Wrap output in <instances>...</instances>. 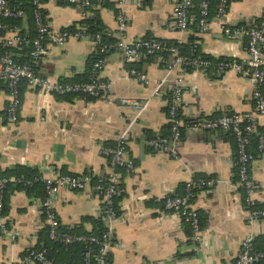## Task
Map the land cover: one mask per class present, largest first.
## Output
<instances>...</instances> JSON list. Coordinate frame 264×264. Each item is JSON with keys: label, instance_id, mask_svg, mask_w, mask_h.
Masks as SVG:
<instances>
[{"label": "crops", "instance_id": "1", "mask_svg": "<svg viewBox=\"0 0 264 264\" xmlns=\"http://www.w3.org/2000/svg\"><path fill=\"white\" fill-rule=\"evenodd\" d=\"M125 6L128 39L192 41L199 54L214 60L229 57L244 64L247 58L245 37L227 36L215 26L205 33H198L194 26L179 33L174 27V0H147L141 6L127 0ZM81 8L57 0L43 1L52 30L76 28L86 18L96 17L105 33L116 39L113 0L95 3L84 12ZM263 16L264 0H234L229 5L234 28L254 27ZM23 29H28V24L24 23ZM95 52L90 38L70 37L60 47L49 46L36 68L52 80L70 81L86 71ZM168 60V55L158 54L125 62L119 53H107L97 79L108 89L96 98L43 95L24 85L16 123L6 117L8 94L0 88V171L25 165L35 169L40 180L54 174L84 173L104 180L111 167L100 149L114 145L118 133L131 123L126 155L134 167L128 173L120 171L116 241L108 264H233L245 237H252L253 251H264V218L250 219L235 173L233 140L224 131L192 129L189 122L224 113L253 112L254 85L247 76L230 69L216 72L187 67H176L157 84L166 76ZM131 65L146 74L147 85L129 75ZM177 75L183 83V133L179 155L173 158L154 148L151 140L168 133L167 101ZM124 99L146 102V107L136 118L134 107ZM256 119L264 129V113ZM251 176L256 184V205L264 209V152L252 161ZM195 178L210 182L195 186L192 196L201 225L199 242H193L189 225L178 213L164 208L165 197L184 193L186 183ZM38 186L10 192L4 213L7 232L0 233V264H19L46 227L42 210L45 194L41 196ZM53 197L63 227L80 226L90 232L94 220L102 219L98 193L61 188ZM85 217L88 219L82 221Z\"/></svg>", "mask_w": 264, "mask_h": 264}, {"label": "built area", "instance_id": "2", "mask_svg": "<svg viewBox=\"0 0 264 264\" xmlns=\"http://www.w3.org/2000/svg\"><path fill=\"white\" fill-rule=\"evenodd\" d=\"M19 0H0V84L5 85L8 101L5 107L7 119L16 123L18 110L21 105V84L40 91L43 95H89L99 97L104 95L108 85L97 79V73L102 68L103 56L110 52H117L123 56L125 62H133L137 59L167 54L166 76L159 80L160 84L176 67L190 69L213 68L216 72L233 70L245 75L253 83V112L242 115L239 113H224L204 119L189 122L192 129L200 131H229L233 134L237 145V176L242 188L243 201L248 208L250 219L264 218V209L256 205L254 194L256 184L251 176V163L253 156L245 149L246 135L255 131L258 137V150L264 149V129L257 130V115L264 113V16L254 27L234 28L230 25L229 5L234 0H174L173 14L174 27L179 33L185 32L190 26H194L198 33H205L214 26L227 36H242L246 38L247 58L244 64L236 60L212 59L201 57L196 53V46L192 45L190 55H184L176 45H169L163 41L149 38L128 39L126 28L129 16L125 3L127 0H113L116 6L115 20L117 23V36L113 42L102 40L101 34H91L84 25L75 30H52L47 22L43 10L44 0H27L31 4L30 15L34 35L28 39L19 34L17 27L9 28L7 19H22L29 12L20 6L13 4ZM67 5L90 9L95 3L106 0H57ZM141 6L147 0H135ZM196 11L193 12V7ZM90 38L96 45V52L101 56L92 64L91 72L95 75L89 81H56L41 74L36 65L45 57L49 46L60 47L68 38ZM179 43L182 41L178 40ZM30 44L29 59L17 61L12 54L1 51L3 46H17ZM129 75L137 78L144 84L149 83L146 74L136 68L127 69ZM171 91L167 101L168 134L157 135L151 140L154 148L177 158L182 139V118L180 102L182 95V78L177 75L173 79ZM124 102L135 109L136 118L146 107V102H137L124 99ZM131 123L121 130L112 146L101 147V153L109 160L110 172L104 180L93 178L89 173L81 175L54 174L42 178L45 196L42 201V210L46 221L47 235L52 241H58L65 245L77 241L96 243L95 251L88 249L83 256V264H108V254L115 244V222L118 219L115 198L122 192L120 185V171L130 172L134 165L126 155V145L129 138ZM14 177L0 178V232H7L4 222V190L8 182H16ZM104 181V182H102ZM28 183V182H27ZM210 183L205 179L191 180L186 183L184 193L169 195L164 199V208L178 213L189 225L191 239L199 242L202 239L201 225L198 212L192 204L193 188L195 185ZM67 188L75 191L91 190L101 195L103 203L102 222L103 229L99 236L77 235L61 229V222L53 206V196L61 189ZM264 260V251H252V237H245L240 244L233 264H255ZM54 264L47 255L46 249H29L19 260V264Z\"/></svg>", "mask_w": 264, "mask_h": 264}, {"label": "trees", "instance_id": "3", "mask_svg": "<svg viewBox=\"0 0 264 264\" xmlns=\"http://www.w3.org/2000/svg\"><path fill=\"white\" fill-rule=\"evenodd\" d=\"M13 4L25 8L29 12V14L27 17L22 18V19H19V18L18 19H7L6 23L8 24V27L11 29L14 27H17L19 29L20 35H24L28 39H31L34 35L32 18L30 15L31 4L27 0L15 1V2H13ZM195 8L196 7L194 6L193 12L196 11ZM24 23L28 24V29H23ZM82 25L87 27L88 31L91 34H94V33L101 34L102 40L105 42H113L115 40L111 36H108L105 33L103 27L101 26L99 20L96 17L86 18L83 21V23H81L79 26H82ZM76 28L75 27H68L65 29L75 30ZM163 42H165L169 45H176L179 48L180 52L183 53L184 55H190L191 48H193L192 41H188L187 43H179L177 41H165V40H163ZM1 51L4 53L12 54L13 57L17 61H24V60L29 59L31 46H30V44L17 45V46H3L1 48ZM196 53L198 55H200L201 57L212 59L211 57H209L207 55L199 54L198 49L196 50ZM165 55H167V54H165ZM100 56L101 55L99 53L95 52V56L91 57L89 62H88V67H87L86 71L80 75L75 76L70 81H89L91 78H94L95 75L91 72V67H92L93 62ZM148 57H151V56H148ZM148 57H143L141 59L148 58ZM223 59L232 60L229 57L223 58ZM212 60L215 61L214 59H212ZM131 67L136 68L138 70L140 69V67H136L134 65L133 66L131 65ZM23 86H24V84H21L20 90L23 89ZM0 88H6V87H5V85L0 84ZM78 95H83V94H78ZM84 96H89V95H84ZM89 97L96 98L93 96H89ZM213 116H216V115H213ZM168 128H169V126H168ZM258 129H262V128L258 126L257 130ZM225 136L232 139L234 142V145H235V152H236L235 173L237 176V145H236V141H235L233 134L229 131L225 132ZM246 141L247 142L245 144V149L248 153H250L253 156V159H255L257 157V155H259L260 153L264 152V149H263V151L258 150V137H257L255 131L248 133L246 135ZM1 177H14L17 180L16 182H8L5 186L3 214L6 212L7 199L10 195V192L13 189H17V188H24L25 189V188H27L29 190L30 189L32 190L37 185H39L38 187H40L42 189V193H41L42 195L41 196L43 197L45 194L43 182L39 179V176H38V174H36L35 169H33L31 167H28L25 165H17L12 169H6L5 171H0V178ZM195 180H197V178H195ZM102 182H104V181H102ZM192 190L194 192L195 187ZM121 194L122 193H120V195H118L115 198V204L117 203L116 201H117L118 197L121 196ZM115 207H116V211L118 213L117 205ZM87 219H88V217H85L82 219V221L87 220ZM61 229L63 231H67V232L77 234V235L99 236V234L101 233V231L103 229V222H102L101 218H97L96 220H94V228L90 232L83 230V228L80 226H75L73 228H66V227L61 226ZM97 247H98V244H96V243H88V242H82V241H77V242L70 244V245H65V244H62L58 241H52L48 238L47 227H45L39 233L38 242L32 249H34V250L46 249L47 255L53 260L54 264H83V256H84L85 251L88 249L95 251ZM252 251H253V249H252ZM26 253H27V250L22 254V256H24ZM29 264H32V263H29ZM255 264H264V260L258 261Z\"/></svg>", "mask_w": 264, "mask_h": 264}, {"label": "water", "instance_id": "4", "mask_svg": "<svg viewBox=\"0 0 264 264\" xmlns=\"http://www.w3.org/2000/svg\"><path fill=\"white\" fill-rule=\"evenodd\" d=\"M85 11V8H81V12H84ZM213 133H215V132H213ZM218 133H220V132H218Z\"/></svg>", "mask_w": 264, "mask_h": 264}]
</instances>
